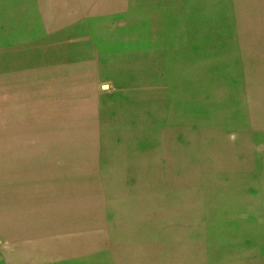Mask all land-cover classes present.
Wrapping results in <instances>:
<instances>
[{
    "label": "rangeland",
    "instance_id": "1",
    "mask_svg": "<svg viewBox=\"0 0 264 264\" xmlns=\"http://www.w3.org/2000/svg\"><path fill=\"white\" fill-rule=\"evenodd\" d=\"M0 264H264V0H0Z\"/></svg>",
    "mask_w": 264,
    "mask_h": 264
}]
</instances>
